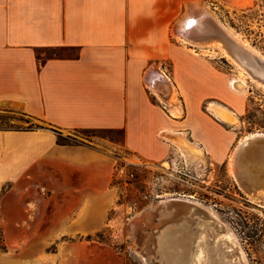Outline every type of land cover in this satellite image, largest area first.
<instances>
[{
  "label": "crops",
  "instance_id": "0c3cea01",
  "mask_svg": "<svg viewBox=\"0 0 264 264\" xmlns=\"http://www.w3.org/2000/svg\"><path fill=\"white\" fill-rule=\"evenodd\" d=\"M195 1L0 0V111L59 131L122 132L116 150L151 162L187 148L184 126L194 140L188 148L223 161L218 134L228 123L211 108L229 109L211 103L205 114L203 103L237 100L225 93L223 75L181 42L178 29ZM52 50L77 55L41 59ZM154 70L176 84L178 100L184 90L186 105L160 101L146 83ZM115 169L116 158L92 143L61 145L46 129L0 131V216L36 218L14 236L5 231L0 264H90L93 246L101 250L85 238L106 227Z\"/></svg>",
  "mask_w": 264,
  "mask_h": 264
},
{
  "label": "rangeland",
  "instance_id": "374dc122",
  "mask_svg": "<svg viewBox=\"0 0 264 264\" xmlns=\"http://www.w3.org/2000/svg\"><path fill=\"white\" fill-rule=\"evenodd\" d=\"M226 1L189 2L186 17L198 8L207 9L240 39L264 55V0H245L246 7L238 11L231 9ZM173 36L175 39L181 38L175 30ZM181 42L190 54L203 56L223 75L225 93L237 100L234 107L210 98L203 103L205 114L209 113V104L216 106L219 103V106L227 107L238 118L235 125L221 126L218 134L224 156L221 162H216L206 151L202 152L201 158L192 161L181 147L162 162L129 157L124 151L116 150V146L123 142L122 132L59 131L39 121L30 124L21 113L0 111V131H31L39 125L42 129L53 131L57 139L59 134L62 135L64 141L58 139L61 145L92 143L116 158L112 180L115 204L109 212L106 227L85 238L93 245H98L101 250L97 253L93 246L90 264H217L219 257L214 250L215 241H218L219 251L223 254L222 264H264V191H251L249 182L241 183L234 174L231 163L233 151L243 138L254 133L264 134V89L257 86L221 50L194 46L183 38ZM43 54V60L55 56L77 55L75 51L62 50L46 51ZM166 66V74L173 81L169 74L171 67L169 64ZM233 81H236V86L243 85L242 90H235ZM174 85L176 86L175 83ZM179 92V100L178 94L176 95L177 103L183 102L186 105L184 90L179 88ZM168 115L170 116L169 113ZM172 115L174 117L175 114ZM182 127L186 134L183 136L184 142L190 147V142L194 140L187 134L185 127ZM247 185L249 186L246 187ZM169 198H188L198 204V208L191 214L182 210L181 214L175 213L164 218L157 214L142 223L140 228H133L139 215L147 209L161 210V202ZM29 208L34 211V205ZM2 209L0 206V215ZM35 221L34 214L27 218L0 216V251H4L5 231L14 236L12 232L15 229L34 224ZM169 230L189 234L186 252H183L179 239L173 244L171 253L161 250L159 246L163 244V235L166 233L167 236ZM78 240L82 239L77 237L59 240L49 246L47 251L61 252L62 246L68 247V242ZM67 252L62 251V255L65 257ZM178 256L185 260L177 262L175 257ZM61 262H66L65 258Z\"/></svg>",
  "mask_w": 264,
  "mask_h": 264
},
{
  "label": "bare ground",
  "instance_id": "6f19581e",
  "mask_svg": "<svg viewBox=\"0 0 264 264\" xmlns=\"http://www.w3.org/2000/svg\"><path fill=\"white\" fill-rule=\"evenodd\" d=\"M244 1L245 0H227L226 2L228 3L231 9L238 11L246 7L247 2L246 1L244 2ZM181 27H182V32L186 33L185 35L183 33V37H184L183 40L185 39L188 43H191L194 46L197 45L201 47H210L211 49L216 48V49L221 50V52L226 57L233 60L234 63L238 65L239 68H241L243 73L247 74V76H249V78H251V80L255 82L257 86L264 89V55H262L257 50H255L253 47H251L248 43L240 39L237 34H235L232 30L226 27L220 20H218V18L213 13L203 8L194 10L189 17L185 18V20L183 21V25ZM146 83L157 94V96L163 101H166V104H168L169 106L176 104L178 102L176 100L174 85L168 78H166V76H163V73L161 72L151 73L148 76ZM232 85L235 90L236 89L242 90L243 85L240 84L236 86V81H233ZM179 109H180V106H179ZM211 109H213L216 116L220 118L223 122L228 123L230 125H235L238 123V118L234 112L227 110V109H223V108L220 109V107L219 108L213 107ZM178 137H176L177 140H179ZM257 138H264V134L254 133V134H250L249 136H246L245 138H243L237 144L236 148L233 151L231 163L233 167V172L238 177V179L241 181V183H244L243 180H246V182H249V185L253 186L255 190L264 191V157L258 151L252 152L251 154H249L248 158L245 157L243 159L242 158L239 159L238 157L239 151L242 150L245 143L247 142L249 143L250 141L255 140ZM177 143H179V141ZM185 150H186L185 152L188 154L189 158L192 161H195L201 158L202 156L203 150L196 149V148H188V147L185 148ZM238 164H240L243 171L238 169V166H237ZM173 201H187L189 203H192L193 206H184V204L175 203ZM197 205L198 204L192 202L188 198L186 199L185 198H169L167 200L164 199L161 202V205L159 206L161 210L154 211V209L153 210L147 209L144 213L139 215L137 219H135L133 228L135 229L140 228V225L142 223L149 220L155 215L157 216V214L161 216V218L173 216L175 213L181 214L182 210H184L186 213L191 214L193 211L196 210V208H198ZM165 235H163L164 237L162 240L163 244L159 246L160 248H162L161 250L163 252L169 251L171 253L173 244L178 239L181 240L180 241L181 244L180 243L179 244L181 247H183L184 249L183 252L187 251V245H188L189 238H190L188 233L180 232L178 230H169L167 233V236ZM214 250L217 252L216 255L218 254V257H219L217 264H222L223 254H221L219 251L218 241H215L214 243ZM175 259L177 260V262H183V260H185L184 257L182 256L175 257Z\"/></svg>",
  "mask_w": 264,
  "mask_h": 264
},
{
  "label": "water",
  "instance_id": "95a60500",
  "mask_svg": "<svg viewBox=\"0 0 264 264\" xmlns=\"http://www.w3.org/2000/svg\"><path fill=\"white\" fill-rule=\"evenodd\" d=\"M178 33L182 34L184 33V35L186 34L185 32H182V27H179L178 29ZM242 60V59H241ZM249 65V64H247ZM259 152L263 157H264V138H257L255 140L250 141L249 143H245L244 147L242 148V150L239 151L238 157L239 159H243L245 157H249L248 155L251 154L252 152ZM238 169L242 170V167L240 166V164L237 165ZM246 180H243V182H245ZM249 185H247L246 187H248ZM251 191H257L255 190V188L252 186L250 187ZM175 203H179V204H184V205H189V206H193L192 203H189L187 201H173Z\"/></svg>",
  "mask_w": 264,
  "mask_h": 264
},
{
  "label": "trees",
  "instance_id": "16d2710c",
  "mask_svg": "<svg viewBox=\"0 0 264 264\" xmlns=\"http://www.w3.org/2000/svg\"><path fill=\"white\" fill-rule=\"evenodd\" d=\"M23 116L27 118V122L30 123V124H33L34 121H39V122H42V123L48 124L47 122H45L44 120H41V119H37V118L31 117V116H27V115H23ZM48 125H49V124H48ZM35 128H36L35 130H37V129H42V127L39 126V125L36 126ZM58 139H59V141H64L63 136L60 135V134L58 135ZM60 144H61V143H60ZM2 249L5 250V247H3Z\"/></svg>",
  "mask_w": 264,
  "mask_h": 264
}]
</instances>
